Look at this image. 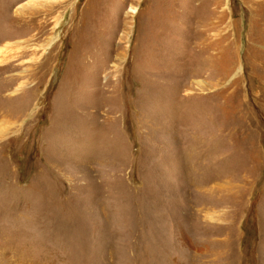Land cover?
I'll use <instances>...</instances> for the list:
<instances>
[{
  "label": "rangeland",
  "instance_id": "374dc122",
  "mask_svg": "<svg viewBox=\"0 0 264 264\" xmlns=\"http://www.w3.org/2000/svg\"><path fill=\"white\" fill-rule=\"evenodd\" d=\"M0 264H264V0H0Z\"/></svg>",
  "mask_w": 264,
  "mask_h": 264
}]
</instances>
